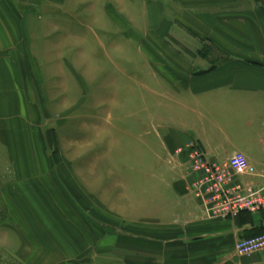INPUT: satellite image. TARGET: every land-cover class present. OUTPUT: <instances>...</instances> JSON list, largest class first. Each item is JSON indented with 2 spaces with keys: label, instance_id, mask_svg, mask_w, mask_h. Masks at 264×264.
Listing matches in <instances>:
<instances>
[{
  "label": "crops",
  "instance_id": "1",
  "mask_svg": "<svg viewBox=\"0 0 264 264\" xmlns=\"http://www.w3.org/2000/svg\"><path fill=\"white\" fill-rule=\"evenodd\" d=\"M134 12L144 29L153 28L170 46L169 61L186 63V69L175 71L177 100L172 97L168 129L149 137L145 129L139 139L112 136L107 162L92 164L88 203L100 231L108 230L100 236L112 243L107 259L116 263L122 257V264H264V250L242 257L234 249L236 240L264 233V207L231 217L213 215L191 192L198 173L187 169L186 152L179 151L197 141L208 160L220 164L241 153L250 170L235 181L264 187V0H0V143L13 136L5 111L12 105L35 110L25 79L37 70L47 76L54 61L72 62L82 76L88 69L84 62H97V49L81 50L74 64L67 46L85 47L83 37L96 43L97 30L109 24L127 31L128 22L119 18L129 21ZM80 29L84 36L71 32ZM56 45L59 49L52 50ZM62 70L63 76L77 79L66 66ZM12 93L15 97L8 96ZM18 122L28 134L27 120H18L17 128ZM40 124L35 138L43 141L45 123ZM30 135L33 139L34 131ZM43 149L39 152L45 157ZM87 185L76 182L82 192ZM124 228L128 231L120 240L116 234Z\"/></svg>",
  "mask_w": 264,
  "mask_h": 264
},
{
  "label": "rangeland",
  "instance_id": "2",
  "mask_svg": "<svg viewBox=\"0 0 264 264\" xmlns=\"http://www.w3.org/2000/svg\"><path fill=\"white\" fill-rule=\"evenodd\" d=\"M105 16L100 18L111 23ZM139 17L135 12L127 16L129 21L118 17L128 22L125 32L109 24L108 29L97 30L100 39L96 43L83 37L88 42L85 47L67 46L74 64L81 50L89 53L91 47L97 49L98 63L84 62L88 69L81 76L73 71L72 62H52L47 76L37 70L25 79L27 99L35 110L12 105L4 112H9L14 126L10 127L12 140L0 143V264L114 263L107 259L112 253H106L112 243L100 240L108 230L100 231L90 213L92 164L107 162L112 136L139 139L146 130L149 137L159 129H168L172 97L177 96L175 71L186 69V63L169 61L170 46L153 28L144 29ZM71 32L85 35L82 29ZM58 38L54 37V42L58 43ZM53 49L57 51L58 45ZM65 66L76 80L63 76ZM20 119L27 120L28 134L21 132L19 122L16 127ZM42 120L45 136L39 141L35 127ZM160 123L163 126L157 125ZM42 148L45 157L39 152ZM33 151L40 156L32 158ZM48 167L50 173H46ZM82 180L88 183L84 193L76 186ZM127 231L124 228L116 235L123 240ZM119 258L114 264L123 263Z\"/></svg>",
  "mask_w": 264,
  "mask_h": 264
},
{
  "label": "built area",
  "instance_id": "3",
  "mask_svg": "<svg viewBox=\"0 0 264 264\" xmlns=\"http://www.w3.org/2000/svg\"><path fill=\"white\" fill-rule=\"evenodd\" d=\"M179 151L186 152L187 169L198 173L189 186L191 192L210 206L213 215L231 217L241 210L257 212L264 207V187L256 188L250 181H235L237 176L249 174L243 154L234 153L220 164L209 161L197 141L189 142ZM234 249L242 257L264 250V233L236 240Z\"/></svg>",
  "mask_w": 264,
  "mask_h": 264
}]
</instances>
